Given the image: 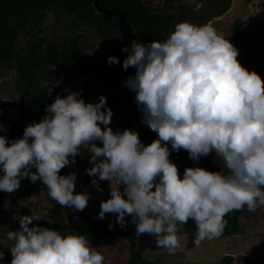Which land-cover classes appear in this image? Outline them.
Instances as JSON below:
<instances>
[{"label": "clouds", "instance_id": "1", "mask_svg": "<svg viewBox=\"0 0 264 264\" xmlns=\"http://www.w3.org/2000/svg\"><path fill=\"white\" fill-rule=\"evenodd\" d=\"M121 51L128 53L122 63L115 56L106 62L135 69L123 83L135 93L140 122L157 138L145 145L135 130L114 132L104 96L86 103L80 91L61 89L22 137L0 135V191L16 192L22 178L39 180L52 200L82 211L89 194L74 191V172L60 171L75 163L83 146L91 154L92 167L85 169L94 177L91 184L102 191L95 177L110 183L100 219L115 214L123 228L131 216L137 236L152 235L170 254L180 246L179 226L190 219L195 246L220 238L229 213L264 206V81L238 62V50L209 23L181 20L165 41L133 40ZM168 145L173 152L187 151L195 162L214 153L222 170L186 167L181 178ZM34 220L22 215L19 230L7 231L10 264H104L85 236L30 227Z\"/></svg>", "mask_w": 264, "mask_h": 264}, {"label": "flooded vegetation", "instance_id": "2", "mask_svg": "<svg viewBox=\"0 0 264 264\" xmlns=\"http://www.w3.org/2000/svg\"><path fill=\"white\" fill-rule=\"evenodd\" d=\"M199 3L200 0H25L15 3L9 0L6 4L0 3V125L6 129H0V135L9 140L22 137L24 127L42 119L46 114L45 104L54 102L61 89L80 91L86 103H96L104 96L107 107L113 112L109 127L114 132L115 122L123 124L141 118L134 103L135 93L123 83L128 77L124 70L115 74L96 61L122 52L128 35L132 41L158 40L159 28L169 23L167 32L161 28V35L166 39L180 7L193 10ZM263 3L255 19L261 33L256 30L251 33L242 23L240 25L250 39L257 38V49L262 54L264 47L260 39L263 36L258 35H264ZM236 21L240 22L233 23ZM232 25L227 38L230 43ZM140 26H157L152 39H144L149 37L139 31ZM238 53L237 57L252 55L244 51ZM87 61V67L80 73L78 69ZM261 79L264 81L263 74ZM135 126L136 123L125 124L123 130H133ZM143 134L149 144L157 138L150 129ZM96 144L102 147V142L96 141ZM80 151L75 163L64 169H83L90 163L91 154L83 146ZM213 155L201 160L215 171L208 164ZM31 171L36 169L33 167ZM39 185V181L33 183L22 178L19 189L9 193L12 208L23 210L18 200L28 193V187ZM22 191L25 194L12 203V195Z\"/></svg>", "mask_w": 264, "mask_h": 264}, {"label": "rangeland", "instance_id": "3", "mask_svg": "<svg viewBox=\"0 0 264 264\" xmlns=\"http://www.w3.org/2000/svg\"><path fill=\"white\" fill-rule=\"evenodd\" d=\"M262 1L264 0H234L233 10L224 18L215 21L212 26L225 38H228L230 26L235 20H240L245 30H249L251 33H254L253 31L256 30L261 33V30H258L260 24L256 23L258 22L256 20L258 19L257 11L260 12ZM258 36H263L260 39V44L261 47H264V35L259 34ZM133 130L138 133L139 139L143 144H149V139L147 140L143 136V133L149 131L148 126L146 127V125L138 122ZM208 164L215 171L222 170L215 154L210 158ZM90 167H92L91 163L85 164L83 169L68 170L63 168L60 174L68 175L74 172L76 178H93L85 171V169ZM112 183L114 185L115 181ZM103 186H105V191H98L97 188L75 187L74 191L76 193L87 192L90 196L87 207L82 211H77L68 206L60 209L58 204L49 202L43 191L35 194V192L31 190L28 197L24 196L18 200V203L21 208H24L23 210H26L38 219L33 222L61 223L73 227L85 221L82 218V214L85 215L89 221L99 222L112 219L114 216V214H106L104 219L99 218L101 201L110 198V183L108 181H103ZM120 190L121 192L123 191V185L120 186ZM23 210L12 208L9 200V193L0 191V252L4 253V259L0 261V264H10L12 256L9 248L12 246L13 242L7 239L6 234L8 230H19V219L24 215ZM238 219L241 227L237 235H232L229 238L220 237L218 239H206L202 241L199 247L195 246L193 243V246L189 248L187 236L182 229H179L177 235L179 237L180 246L172 254H170L167 249L158 248L152 235L146 233L139 236L136 235L135 254L140 259L158 261L163 264H226L222 262V259L227 256L232 259V264H263L264 206L257 207L255 212H249L245 207L240 210ZM131 232L136 234L135 227L131 228ZM92 247L97 248L96 250L98 252L104 254L106 260L128 249L125 244L108 241L98 243L96 246Z\"/></svg>", "mask_w": 264, "mask_h": 264}, {"label": "trees", "instance_id": "4", "mask_svg": "<svg viewBox=\"0 0 264 264\" xmlns=\"http://www.w3.org/2000/svg\"><path fill=\"white\" fill-rule=\"evenodd\" d=\"M7 1L9 2V0H0V3L6 4ZM12 1L14 3L18 1L25 2V0H12ZM261 17L264 20V3H263V12L261 14ZM240 25L241 23L239 21H236L232 25V32L230 36L231 44L238 50V52L244 51V52L252 53V55L242 56V57L240 55V57H237V60L245 69H247L248 71H255L262 78V74L264 75V54L260 53L259 50L257 49V44H256L257 38L250 39L249 34L241 31ZM169 26L170 24L168 23L166 25H162L161 28H164L165 32H167L169 30ZM156 27L157 26H140L138 27V29L145 37H149L144 39H152ZM161 28H159L158 35L156 36L158 40L156 41L163 42L166 39L163 38L161 35L162 32ZM149 42L150 41H144L140 43L146 44ZM151 135L152 137L155 136V134H151ZM168 147L170 150L169 159L177 166L178 174L181 178L183 177V172L186 167H202L206 170L212 171L203 164L201 159L198 162L191 160L188 156L187 151L181 149L179 152H173L171 151V145H168ZM60 175H64V174H60ZM93 178H88V177L76 178L75 187L96 188L91 184V180ZM95 179H97L99 188L102 189V191H105V186H103V181L99 180L98 177H95ZM39 182L40 185L37 188L28 187V193L25 195V197H28L29 192L31 190H33L35 194H38L40 191H43L50 203L58 204L56 201L52 200L50 197L47 196V187L43 184L42 181ZM58 207L60 209H63L66 206H62L58 204ZM82 218L85 221L82 224L73 227L61 223H47V222H33L31 226L36 225L39 227H47L52 230L60 232L62 235L75 232V234L85 236V238L89 240L91 246H96V244L105 241L120 242L122 244L127 245L128 247L127 251H122L116 256L108 258L109 260H106L105 257L104 264H163L158 261L140 259L135 254L136 234H133L131 232V228L135 227V225L130 222L131 216L125 217V220L128 221V223L123 228L116 222L115 214L112 219L103 220L99 222L89 221L83 214H82ZM238 218H239V212L237 211H233L229 213L227 216H225L224 219L227 221V225L223 230V234L221 236L222 238L223 237L228 238L231 237L232 235H237L239 233L241 224ZM110 223L113 225L111 229L109 228ZM179 229H182L184 234L187 236L189 240L188 246L189 248H191L193 246L194 243L193 241L195 239L194 235H196V226L194 221L190 219L187 224L179 226ZM102 255L104 256V254ZM222 262L226 264H232V259L227 256L222 259Z\"/></svg>", "mask_w": 264, "mask_h": 264}, {"label": "water", "instance_id": "5", "mask_svg": "<svg viewBox=\"0 0 264 264\" xmlns=\"http://www.w3.org/2000/svg\"><path fill=\"white\" fill-rule=\"evenodd\" d=\"M233 7H234V0H200L199 5L193 10H189L185 7H180V13L176 17L174 23L172 24L171 31L174 30V24L176 22L181 21V20H187L190 23H193L196 25H202V24H206V23L213 25L215 21H219L221 18H224L227 14H229L233 10ZM219 35H221V34H219ZM221 36H223V35H221ZM131 39L132 38L128 35V39L126 41V46H129V48H130V42L132 41ZM117 55H116L117 58L122 63V61L126 58L128 53L122 51ZM106 61H107V57L101 58L99 61H96V63L98 62L99 64L106 65V67L111 68L112 72L115 74L116 73L119 74L123 70V68L121 67V64L109 65ZM87 63H88V61L85 62L80 67V69H78V71H80V73H82V70L87 67ZM90 64H91V62H89V65ZM124 74L127 76L135 75V69L129 67L126 71L124 70ZM140 121H141V118H136L134 120L125 121V122H123V124H121V122H119V123L115 122L116 131L122 132L123 126L125 124L138 123ZM22 188H26V187L23 186ZM23 195H24V191L20 192L17 195H12L13 203L15 202V200L18 197H22ZM23 213H24V215H31L26 210H23ZM31 225L32 224H30L29 226L31 227Z\"/></svg>", "mask_w": 264, "mask_h": 264}]
</instances>
